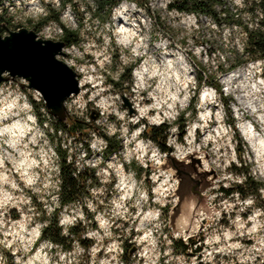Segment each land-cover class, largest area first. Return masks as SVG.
I'll return each instance as SVG.
<instances>
[{"label": "rangeland", "instance_id": "rangeland-1", "mask_svg": "<svg viewBox=\"0 0 264 264\" xmlns=\"http://www.w3.org/2000/svg\"><path fill=\"white\" fill-rule=\"evenodd\" d=\"M62 1L64 6H61ZM172 1L118 0L108 18L102 22L94 19L93 9H89L94 8V0H59V7L54 0H30L27 4L24 0H0V21L11 31L23 27L35 31L40 38L58 41L61 28L57 23L48 21L37 28L43 17L55 13H59L60 22L68 29L78 30L80 44L64 47L65 55L58 58L76 72L77 83L87 76L90 82L85 87H92L91 81L97 85H110L120 94L119 110L128 112V119L139 115V112L134 101L136 94L127 86L129 83L120 82L122 72L126 75L129 74L127 70H131L130 83L133 87L138 80L146 77L147 74H143L146 66L148 72L156 69L159 73L153 78L155 82L148 81L150 87L147 91H140L143 98L140 106L155 104L156 107H150L147 114L141 117L140 124L144 125V129L138 139L154 147H150L149 143L137 147L135 141L131 145L125 144L123 131H114L111 126V122H115L119 129L122 123L114 114L103 125H97L96 121L102 120L103 106L89 103L83 118L74 115L71 101L84 91L81 86L76 95H71L64 103L66 116L80 123L84 129L74 136L66 131L57 132L58 138L75 155V167L94 168L97 178L94 184L86 186L90 196L83 198L82 207L76 204L61 210L59 225L65 228L82 221L85 226L83 235L92 241L87 250L74 243L71 251H63L39 239L43 219L58 206L54 194L58 182V161L55 144L48 134L55 133L51 123L57 117L40 106L44 104L43 99L35 90L22 86L24 82L20 78L0 83V88L14 85L27 94L37 125L23 138L27 147L17 161L20 171L13 168L9 160H4V167L12 169L11 173L0 169V221L4 222L0 224V229H3L0 230V264H14L15 257L19 255L15 249L10 251L2 243L9 225L24 237L18 242L29 248L30 264H100L101 261L108 264H264V155L259 157L254 152V147L241 130L246 123L264 138V62L244 59L241 47L245 34L238 26L217 25L212 18L202 14L169 10L168 4ZM222 2L228 10L239 15L243 24L251 25L256 21L247 15L245 7L234 8L232 0ZM119 4L130 10L127 26L133 37L129 43L121 40L122 23L116 17ZM219 9L216 6V10ZM106 24L107 28L104 27ZM0 33L7 32L3 29ZM156 41L166 51L153 55L155 65L141 63L146 54H153ZM133 48L137 55L135 64L130 62V49ZM65 49L72 51L70 53ZM81 54L82 59H79ZM164 55L168 57L164 58ZM70 60L75 62L69 63ZM239 62L242 64L239 65ZM137 65H140V77L133 79L132 70ZM121 68L123 71H120ZM200 68L207 75L208 88H202V84L194 95ZM168 71L184 74L176 81L183 89V96H179L173 90L172 82L165 78ZM228 78L235 80L228 84ZM213 84L220 86V94ZM209 88L214 91H209ZM204 90L209 91L211 97L201 107L200 94ZM157 98L164 101L163 105L156 104ZM33 101L37 104L34 105ZM228 101V106H225ZM172 102H175L174 106L168 108ZM193 102L195 115L189 107ZM37 112L45 116L46 122L39 123ZM150 118L160 119L161 122L153 123ZM230 120H233L235 129L229 124ZM182 124L186 125L183 131L180 129ZM158 125L177 128L175 134H171V128L168 132L166 152L145 135L148 128ZM133 127L139 125L130 126L129 133ZM90 133H95V136ZM100 134L116 135L121 142L119 152L111 154L108 159L102 157L105 143ZM189 136L196 145V152L191 156L203 157L206 167L201 165L202 159L197 158V168L206 170L211 181V186L203 191L206 207L200 210L192 224L188 223L190 208L184 209L185 206L172 222L173 207L179 202L178 186L177 178L172 176L171 180L168 179V174H173L169 154L183 160L177 156L181 154L174 145L170 146L169 141L187 145ZM79 137L88 143L91 149L89 156H84V146L75 143L74 138ZM157 149L165 156L164 160L158 156L153 159ZM0 153L17 156L16 148L10 145L0 146ZM129 153L133 157L131 162L126 159ZM210 159L218 160L221 167L209 166L207 162ZM185 162L191 160L187 158ZM233 165L242 171L247 169L256 181L263 184L256 196L241 199L236 193L224 196L220 191L242 181V176L231 170ZM130 172L135 175H130ZM154 175L157 181H153ZM221 176L225 177L223 182L219 179ZM124 179L130 185L136 182L138 186L142 184L148 188L147 203L150 207L133 206L125 194L129 187H123ZM154 188H158L159 192H154ZM131 191L136 194L135 189ZM210 195L214 197L211 201ZM157 197H160L159 201ZM110 202V211L119 215L109 217L104 214L105 206ZM157 208L161 212L158 218L160 225L151 231L157 219H140L138 214L142 211L150 213ZM200 218H203L201 222ZM102 220H109V223L104 225ZM141 229H146L147 234ZM226 233L230 234L229 238L225 237ZM217 237V242L211 243ZM178 239L187 243L185 254L177 252L179 247L173 244Z\"/></svg>", "mask_w": 264, "mask_h": 264}, {"label": "trees", "instance_id": "trees-1", "mask_svg": "<svg viewBox=\"0 0 264 264\" xmlns=\"http://www.w3.org/2000/svg\"><path fill=\"white\" fill-rule=\"evenodd\" d=\"M117 3L118 0H94V8L90 7L89 9H93L94 19H99L104 22ZM244 4L247 15L251 17L252 20H256L254 21V24H243L239 15L228 10L225 6L226 4L223 3L222 0H173L168 4V8L169 10H174L178 13L205 15L208 18H212L217 25L233 24L238 26L245 34L241 47L245 54L244 59L250 61H256L259 59L261 62H264V0H244ZM64 5L65 2L62 1L61 6ZM143 6L146 7L144 4ZM216 6L220 8L218 11L216 10ZM48 21H53L60 26L61 34L59 38L65 43V47L80 44L81 37L79 31L76 29L70 30L61 23L59 20V13H55L54 15L49 14L43 17V19L38 22L37 28H40ZM4 25L5 24L0 21V31L5 29ZM242 62H244V60H242ZM242 62H239V65L242 64ZM130 72V69L127 70V73L129 74L125 75L122 72L120 75V82L130 83ZM197 80L196 88L193 92L194 95L197 94L198 87L202 84L209 83L205 71L201 68L199 69ZM213 86L215 91L220 94V86L218 84H213ZM32 103L34 105L37 104L34 101ZM228 103L229 101L225 103V106H228ZM40 106L43 108L44 104ZM189 107L193 115H195L194 102ZM37 115L40 124L46 122L47 119L43 114L37 112ZM182 115L183 114L180 116ZM47 117L50 118L49 114ZM178 119L180 120V117ZM229 124L235 129L233 120H230ZM51 126L55 133L48 134L51 142L55 144L54 152L58 161V182L56 184V191L54 192L58 206L43 219L44 225L39 230L38 236L41 241L46 242L51 247H57L63 251H71L74 243L81 245L83 249L87 250L92 245V241L84 237L85 226L82 225V221L65 228L59 225V215L61 210L64 209V207L68 208L76 204H80L82 207L83 198L85 196H90V190L87 189L86 186L94 184L97 177L96 174H94V168L90 169L83 167L82 169H77V167H75V155L67 146L61 144L57 132L66 131L65 133L74 136L77 133H82L84 128L80 123L73 121L67 116L62 120L56 118L55 122L53 124L51 123ZM180 126V129L183 131L186 125L182 124ZM170 128V125L153 126L148 128V132L145 135L147 139L154 142L161 151L166 152L168 150L166 137ZM100 137L105 143V147L102 150V157L104 159H108V156L111 154L119 152L121 149V142L116 135L107 136L105 134H100ZM74 141H76L75 143L84 146V156H89L91 154V149L84 138H74ZM239 163H241V159ZM231 170L241 175L242 181L240 183H235L231 188H221L220 191H222L224 196H229L232 193H236L241 199H245L248 196H256L263 184L256 181L247 169L242 171L240 167L233 165ZM173 244H176L177 247H179L177 252L181 254L187 252V243L182 239L175 240Z\"/></svg>", "mask_w": 264, "mask_h": 264}, {"label": "clouds", "instance_id": "clouds-1", "mask_svg": "<svg viewBox=\"0 0 264 264\" xmlns=\"http://www.w3.org/2000/svg\"><path fill=\"white\" fill-rule=\"evenodd\" d=\"M6 2V0H5ZM24 2L27 4L30 2V0H24ZM57 7H59V0H54ZM232 4L234 8H243L245 6L244 0H232ZM104 27H108L106 24ZM135 42V41H134ZM47 44L46 41L40 42ZM157 44V47L153 49V54H146L141 63H150L152 65H155V59L153 58L154 54L162 53L163 51H166V49H162L159 47V41L154 42ZM146 46V45H145ZM65 51H68L71 53V49H65ZM131 53V63L135 64L137 55L136 50L130 49ZM79 59H82V54L79 57ZM107 59V58H106ZM74 60H70L69 63H74ZM68 71L69 77L72 76L71 71ZM120 71H123V68L120 69ZM146 72V77L142 80H138L135 84V87L132 86L131 83H129L127 86L131 89L132 92H134L136 95L134 97V101L136 104L137 111L139 112V115L133 117L132 119H128L129 113L128 112H122L119 110L120 108V94L116 93L115 90L111 88L110 85L103 86V85H97L94 81H91L92 87H85V84L89 83V78L86 76L85 80L81 82V87L84 88V91L80 93L79 97L72 98L71 106L73 109V114L80 116L83 118L85 112L87 111V105L89 103H94L97 106H103V112L102 120H97V125H103L105 121L108 120V117L111 115H115L116 119L118 121H121V126L118 129L115 122H111V126L114 131H123L124 133V142L127 145H131L133 141H135L137 147H141L145 145L146 143H149L145 140L138 139L140 136V133L144 129V125L140 124V120L142 116H145L148 112V109L150 107H156L155 104L148 105L147 107H141L140 105L143 103V98L140 96L141 89H144L147 91L148 87H150L148 81L153 80L154 77L159 75V73L155 70L152 72H148L147 69H144ZM184 74L177 73L175 71H168L166 73L165 78L169 79L172 82L173 90L179 94V96H183V89L181 86H178L176 84V81H178ZM140 77V65H137V67L133 68L132 70V78L136 79ZM99 79V78H97ZM153 82H155L153 80ZM202 88H208V85L204 84L201 86ZM76 90V81L71 80L70 88L65 90V95H67V91H75ZM209 91H214V89H210ZM91 93V95H88V93ZM128 93H124V95H127ZM155 99V97H153ZM157 103H160L157 101ZM62 105H60V109L62 111ZM171 107V105H169ZM161 111H163V108H161ZM152 119L153 123L159 124L161 122L160 119L157 118H150ZM23 123L25 126L23 130L19 133L13 132V129L20 126V124ZM139 125V127H133L132 130L129 133V127ZM37 127L36 125V117L34 113L32 112V106L30 101L28 100L27 94L20 91V88L14 85H8L6 87L0 88V146L2 145H10L13 148H16L17 150V156H9L4 155L3 153H0V169H3L9 174L11 173L12 169H7L4 167V160H9L13 168H15L17 171H20L19 163L17 162L19 157L23 156L25 154L24 149L27 147V145L24 143V137L25 133H29L30 129H35ZM171 134H175L177 132L176 127H172L170 130ZM9 133H11V136H9ZM39 134V133H37ZM90 135L95 136V133H90ZM13 137H19L17 139H13ZM103 143V141H101ZM170 146L174 145L176 148V151L181 154L182 156L186 157L190 153H194L196 151V145L192 139L191 136L188 137V144L187 145H180L176 143L175 141H169ZM17 145H20L21 147L17 148ZM93 147H95V143L92 144ZM150 147H154L149 143ZM158 156L159 159L164 160L165 156L161 153H159V149H157L156 154L154 155L153 159H155ZM132 155L129 153V155L126 157V159L131 162ZM145 158H147L145 156ZM22 163V161H20ZM209 166L220 168L221 165L216 159H210L208 162ZM130 175L134 176V172H130ZM174 174H168V179L171 180L172 176ZM182 179V178H181ZM220 181L223 182L225 179L224 176L219 177ZM153 181H157V176H153ZM180 180H176V183L179 184ZM13 188L16 187L15 184L12 185ZM132 189L136 190V194H132ZM154 192H159L158 188L153 189ZM129 197V201L133 204V206H141L144 207H150L148 205L147 201L149 199L148 195V188L146 186L137 185L136 182L131 184L129 186V190L125 193ZM214 197L209 196V201H211ZM160 197H157V201H159ZM121 210L123 209V206L121 205ZM111 208V202L105 206V212L104 214L112 217L119 215V213L110 211ZM146 215H151L152 217L157 219V223L155 227L151 229V231H155L156 227H159L160 222L158 220L159 216L161 215V212L159 208L155 209L154 211L145 214L143 211L138 214V218L144 219ZM131 219V217H129ZM4 222L0 221V224H3ZM109 223V220H102V224L107 225ZM119 227L120 225H116ZM135 227L136 225L133 223L132 225ZM3 230V229H0ZM145 230L147 234L146 229ZM109 234L110 233H107ZM7 237H12L11 240H9ZM18 239L20 241L24 240L23 236H20L17 232L16 228L9 225V230L6 232L5 238L2 241L3 245L5 247H9V250L15 249L19 255L15 257L14 264H30V250L25 245L18 242ZM82 251V250H81ZM100 264H108L107 261H101Z\"/></svg>", "mask_w": 264, "mask_h": 264}, {"label": "water", "instance_id": "water-1", "mask_svg": "<svg viewBox=\"0 0 264 264\" xmlns=\"http://www.w3.org/2000/svg\"><path fill=\"white\" fill-rule=\"evenodd\" d=\"M6 34L0 33V83L20 78L24 83L22 86L37 91L43 99L44 108L49 114L59 119H64V103L71 95L79 91L76 72L58 57L64 56L65 43L62 40L40 38L31 29L18 28L14 31L4 27ZM47 44L45 45L44 42ZM72 76L69 77L68 71ZM71 80L76 81V90L67 91L70 88ZM62 105V111L60 109ZM173 176L179 179L176 193L179 202L173 207L171 215L172 222L177 213L184 206L190 208L189 224H192L198 217L201 209L206 207L203 191L210 187V178L206 170L198 169L199 160L189 156L191 162L186 163L185 158L178 160L169 154ZM182 178V179H181Z\"/></svg>", "mask_w": 264, "mask_h": 264}, {"label": "bare ground", "instance_id": "bare-ground-1", "mask_svg": "<svg viewBox=\"0 0 264 264\" xmlns=\"http://www.w3.org/2000/svg\"><path fill=\"white\" fill-rule=\"evenodd\" d=\"M128 13H130V10L128 9V8H126L124 5H121V4H119V6L117 7V10H116V17L118 18V21H120L121 23H122V25L120 26V36H121V40H122V42H124V43H129L130 42V40L132 39V37H133V34H132V32L131 33H129V29H128ZM136 35V34H135ZM135 38V37H134ZM169 55V54H168ZM166 57H168L167 55H164V58H166ZM174 66H175V64H173L172 65V67L174 68ZM147 67V66H146ZM146 67L145 68H143V74H146V72L144 71V69H146ZM148 69V68H147ZM150 69V68H149ZM153 70H155L156 71V69H153ZM152 70V71H153ZM150 72V71H149ZM247 79H249V78H247ZM235 79H233V78H228V84H230L231 82H233ZM187 81V80H186ZM259 84H261V83H259ZM80 85H81V82L79 83V87H80ZM184 85V84H183ZM159 88V87H158ZM159 90H160V88H159ZM161 90H162V88H161ZM37 92V91H36ZM38 93V92H37ZM39 94V93H38ZM201 97H200V103H201V107H202V105L204 104V102H206L208 99H210V97H211V94H210V92L209 91H203L201 94ZM157 101H159L160 103H157ZM163 103H164V101L163 100H160L159 98H157L156 99V104L159 106V105H163ZM166 103V102H165ZM174 103L175 102H172V103H170V104H168V108H170L169 107V105H171V108L174 106ZM200 107V108H201ZM203 117V116H202ZM23 128H24V125H23V123H21L20 124V126L19 127H17V128H15V129H13V132H15V133H19V132H21L22 130H23ZM192 129V128H191ZM241 130H242V133H243V135H245V137H246V139H248V141L250 142V144L252 145V147H254V152L256 153V154H258V156L260 157V156H263L264 155V138L263 137H261V135H258V134H256V130H254V129H251L250 127H249V125L248 124H246V123H244V125H242L241 126ZM0 131H2V129H0ZM9 134H11V133H9ZM15 137H13V139H14ZM17 138V137H16ZM19 138V137H18ZM18 146V145H17ZM196 152V151H195ZM191 155V153L190 154H188L186 157H184V156H182V155H177L179 158H185V159H187V158H189V156ZM197 158L198 159H202L203 157L202 156H197ZM201 165H203L204 167H206V163H205V161L202 159L201 160ZM202 166V167H203ZM203 167V168H204ZM205 169V168H204ZM123 187H129L130 186V184H129V182H127L126 181V179H124V182H123ZM147 214V213H146ZM145 218L146 219H148V220H152L153 219V217L151 216V215H146L145 216ZM202 219L203 218H200L199 219V221L201 222L202 221ZM154 221V220H153ZM229 236H230V234L229 233H226L225 234V237L226 238H229ZM217 240H218V237L217 238H214V239H212L211 240V243H214V242H217Z\"/></svg>", "mask_w": 264, "mask_h": 264}]
</instances>
